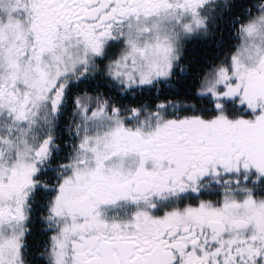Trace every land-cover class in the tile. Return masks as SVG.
I'll return each mask as SVG.
<instances>
[{
    "label": "snow or ice",
    "instance_id": "1",
    "mask_svg": "<svg viewBox=\"0 0 264 264\" xmlns=\"http://www.w3.org/2000/svg\"><path fill=\"white\" fill-rule=\"evenodd\" d=\"M0 264H264V0H0Z\"/></svg>",
    "mask_w": 264,
    "mask_h": 264
}]
</instances>
